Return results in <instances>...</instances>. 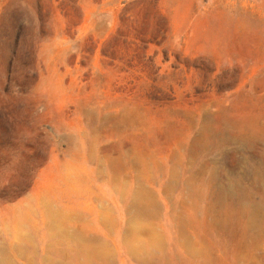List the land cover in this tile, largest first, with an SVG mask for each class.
<instances>
[{"label":"rangeland","instance_id":"1","mask_svg":"<svg viewBox=\"0 0 264 264\" xmlns=\"http://www.w3.org/2000/svg\"><path fill=\"white\" fill-rule=\"evenodd\" d=\"M263 130L264 0H0V264H264L208 193Z\"/></svg>","mask_w":264,"mask_h":264},{"label":"bare ground","instance_id":"2","mask_svg":"<svg viewBox=\"0 0 264 264\" xmlns=\"http://www.w3.org/2000/svg\"><path fill=\"white\" fill-rule=\"evenodd\" d=\"M256 138L264 143V135ZM227 143H217V147H227ZM234 143L241 147L248 142L244 138H236L231 142V144ZM238 153L240 152H235L233 158H241L242 172L239 174L233 172L227 177H221V174L211 168L208 176V193L213 206L225 216L223 219L225 220L224 227H228L231 222L233 223L232 217L238 218L236 222L243 231L236 252V256L240 258L242 248L246 246L248 238L252 237L255 231L260 232L263 230L261 226L262 207L255 199L257 196H264V169L261 163L262 158L248 157ZM263 156L264 152L262 153ZM136 211L138 214H147L146 208L142 206H136ZM183 225V230H187L186 227L188 226Z\"/></svg>","mask_w":264,"mask_h":264}]
</instances>
